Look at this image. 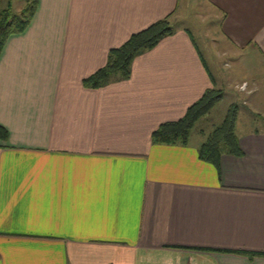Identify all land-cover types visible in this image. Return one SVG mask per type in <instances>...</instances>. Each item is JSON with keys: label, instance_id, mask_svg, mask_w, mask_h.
Wrapping results in <instances>:
<instances>
[{"label": "crops", "instance_id": "1", "mask_svg": "<svg viewBox=\"0 0 264 264\" xmlns=\"http://www.w3.org/2000/svg\"><path fill=\"white\" fill-rule=\"evenodd\" d=\"M180 2L38 0L7 38L0 264H264V129L237 133L241 153L219 168L199 158L202 141L151 140L217 82L246 83L232 98L255 101L264 0ZM185 10L215 22L205 35L222 66L210 69L185 26L137 56L129 79L84 87L110 49Z\"/></svg>", "mask_w": 264, "mask_h": 264}, {"label": "trees", "instance_id": "2", "mask_svg": "<svg viewBox=\"0 0 264 264\" xmlns=\"http://www.w3.org/2000/svg\"><path fill=\"white\" fill-rule=\"evenodd\" d=\"M37 4L38 0H25L24 6L16 12L12 8L11 0H7L6 5L0 8V53L10 35L22 32L29 25ZM169 17L170 15L152 22L147 27L132 33L120 46L110 49L105 64L82 80L84 87L97 89L129 79L133 60L155 47L164 37L175 32ZM222 96L223 92L215 87L206 89L202 96L187 108L182 117L161 123L151 133L152 142L188 144L194 124L207 114ZM238 107L236 103L230 104L221 122L214 126L198 146L199 158L216 168H219L222 154L241 153L235 131ZM7 138V130L0 126V146Z\"/></svg>", "mask_w": 264, "mask_h": 264}, {"label": "rangeland", "instance_id": "3", "mask_svg": "<svg viewBox=\"0 0 264 264\" xmlns=\"http://www.w3.org/2000/svg\"><path fill=\"white\" fill-rule=\"evenodd\" d=\"M200 1L203 0H181L180 3L187 4L191 9L195 10ZM0 7H4L7 3V0H0ZM13 10L17 11L21 9L25 0H11ZM181 5V4H180ZM170 22L174 25L175 29L179 27H189L194 36L196 37V41L202 52L204 53L207 63L210 69L213 71L216 68V65L222 66V61L218 60V64H215L216 61L212 58L210 59V54L212 55V47L216 45V43L209 42L210 32L214 31L215 22L210 23V18L207 17V14H191L188 10H185L183 14H172L169 17ZM212 26L211 29H209ZM208 33V37H206L205 33ZM205 38H208L205 40ZM208 44L207 48L205 47L203 41ZM224 59V58H223ZM225 68V67H223ZM217 75V74H216ZM223 81V80H222ZM215 88L221 90L223 92L222 98L213 106V108L204 116H202L193 126L190 132L189 141L190 142H198L203 141L206 136L211 132V130L221 122L223 116L230 106L232 102L236 101L239 103L240 108L237 116L236 122V134L244 131H248L253 128L264 129V84L261 87H258V90L255 93V101L253 103H242L243 100H235L232 98L230 93L231 88L236 91L246 90V83L244 84H229L225 82L222 86L220 83L215 84ZM247 91V90H246ZM247 100V99H246ZM251 102V101H250ZM238 105V106H239ZM253 107V108H252ZM259 107V108H258ZM251 110H256L259 115H254Z\"/></svg>", "mask_w": 264, "mask_h": 264}]
</instances>
